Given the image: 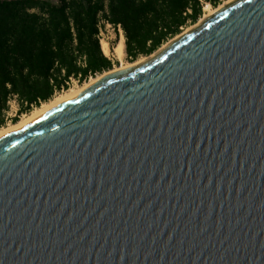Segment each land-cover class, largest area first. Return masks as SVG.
<instances>
[{
  "label": "water",
  "instance_id": "1",
  "mask_svg": "<svg viewBox=\"0 0 264 264\" xmlns=\"http://www.w3.org/2000/svg\"><path fill=\"white\" fill-rule=\"evenodd\" d=\"M0 264H264V0L1 136Z\"/></svg>",
  "mask_w": 264,
  "mask_h": 264
},
{
  "label": "trees",
  "instance_id": "2",
  "mask_svg": "<svg viewBox=\"0 0 264 264\" xmlns=\"http://www.w3.org/2000/svg\"><path fill=\"white\" fill-rule=\"evenodd\" d=\"M219 1L0 0V125L11 100L18 115L27 113L72 80L82 83L112 67L100 48V20L122 30L132 59L194 23L204 3Z\"/></svg>",
  "mask_w": 264,
  "mask_h": 264
},
{
  "label": "bare ground",
  "instance_id": "3",
  "mask_svg": "<svg viewBox=\"0 0 264 264\" xmlns=\"http://www.w3.org/2000/svg\"><path fill=\"white\" fill-rule=\"evenodd\" d=\"M230 1L231 0L226 1L225 4H227ZM222 6L223 5L220 4V5H218V7H211V5L208 2L204 3L202 6L204 18L208 17L209 15H211L213 12H215L216 10L221 8ZM99 43H100V48H101V50L105 56H107V57L112 56L116 61H118L117 66H114L111 69H108V70H105L101 73H98L96 76L89 77L88 80L84 81L80 85L68 87L67 89H65L63 91L54 94L50 99L41 102L38 106L33 107L29 112L22 114V116H20V118H18L15 122H11L7 125L0 126V137L7 134L8 132L16 129V128L22 126L23 124L31 121L32 119L37 117L39 114H41L43 111L54 106L55 104L76 95L79 91H81L85 87L89 86L91 83H93L95 80H97L98 78H100L104 74L109 73V72L114 71V70H117V69H120V68H124V67L130 66V65H133V64L138 63V62H142L140 60L133 62V63H129V62L124 61V55H125L124 39H123V35L121 33L116 35L115 42L111 46H109V44L107 43L106 40L101 39L99 41Z\"/></svg>",
  "mask_w": 264,
  "mask_h": 264
},
{
  "label": "rangeland",
  "instance_id": "4",
  "mask_svg": "<svg viewBox=\"0 0 264 264\" xmlns=\"http://www.w3.org/2000/svg\"><path fill=\"white\" fill-rule=\"evenodd\" d=\"M226 1H228V0H220L215 6L211 5V7H218V5H220V4H222L224 6ZM205 18L203 16V10H202L200 16L198 17V19L194 23H188L186 26L182 27V29H181L179 34H177L176 36L168 39L166 42H164L161 46H159L152 53H150L148 55H139V56H137L135 58H132V59H129L127 57L126 53H125L124 61L129 62V63H133V62H136V61H139V60L140 61H145V60L149 59L150 57L155 55L157 52H159L160 50L165 48L167 45H169L171 42H173L175 39H177L179 36H181L182 34L187 32L188 30H190L191 28L196 26L198 23H200ZM119 33L123 34L122 30L118 29V33H116L114 28H112L111 25H108V24L104 23L100 27L99 38L102 39V40H106L107 43L109 44V46H111L115 42L116 35H118ZM108 58L112 62V67L118 65V61H116L112 56H109ZM96 75L97 74H95L94 76H96ZM80 84L81 83H78L75 80H72L70 85H69V87H73V86L80 85ZM22 114H24V113H22ZM22 114H19V115L17 114V104H16L15 101L11 100L10 103H9V108H8L7 112L4 114V123H3V125H0V126H4V125H7V124L11 123L12 121L10 120V118H12L14 116H18L17 118H20V116H22Z\"/></svg>",
  "mask_w": 264,
  "mask_h": 264
},
{
  "label": "built area",
  "instance_id": "5",
  "mask_svg": "<svg viewBox=\"0 0 264 264\" xmlns=\"http://www.w3.org/2000/svg\"><path fill=\"white\" fill-rule=\"evenodd\" d=\"M101 23H106V24H108V25H110L109 23H107V22H104L103 20H100V25H101ZM99 25V33H98V39H99V41L101 40L100 38H99V34H100V26ZM113 28V27H112ZM118 29H120L119 27H118ZM121 30V29H120ZM89 77H91V76H89ZM11 120V119H10Z\"/></svg>",
  "mask_w": 264,
  "mask_h": 264
}]
</instances>
